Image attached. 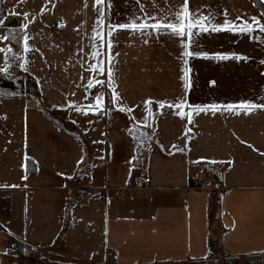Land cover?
Masks as SVG:
<instances>
[{
  "label": "crops",
  "instance_id": "1",
  "mask_svg": "<svg viewBox=\"0 0 264 264\" xmlns=\"http://www.w3.org/2000/svg\"><path fill=\"white\" fill-rule=\"evenodd\" d=\"M9 15L23 18L22 68L43 108L72 122L83 142L24 98L0 99L9 116L8 131L0 127V190L10 193L0 264L9 236L51 245L66 207L62 257L193 262L207 258L213 236L221 253L264 264V12L252 0H0V35ZM200 20L207 31L192 27L191 37L152 27L183 22L187 32ZM133 127L147 147L137 150ZM208 172L217 186L201 185ZM133 173L150 183L134 187ZM74 185L100 197L81 204Z\"/></svg>",
  "mask_w": 264,
  "mask_h": 264
},
{
  "label": "trees",
  "instance_id": "2",
  "mask_svg": "<svg viewBox=\"0 0 264 264\" xmlns=\"http://www.w3.org/2000/svg\"><path fill=\"white\" fill-rule=\"evenodd\" d=\"M255 5L264 12V0H252ZM2 28L5 31V63L10 69V74L6 75L0 71V99L3 98H24L27 107L37 109L45 118H47L51 123H53L60 131L63 133L83 142L82 136L74 127V124L70 121H63L57 115L47 112L40 101V94L37 82L33 76L25 72L22 68V60L24 53V24L23 18L20 15H9L4 19ZM130 139L135 144L137 150L145 148L149 144V140L146 134L133 127L129 133ZM33 162L28 161L26 163V172H31L33 169ZM137 175L133 173L132 178ZM80 174L74 176L71 180H78ZM70 180V181H71ZM216 193L211 192L209 196L208 205V219L209 224H213L216 213ZM10 210V193L6 190H0V214L7 215ZM70 223V209L65 208L63 223L61 230L55 239V241L45 247V249H52L53 246L59 244L65 237ZM9 240L13 244V250H8L4 256H13L24 264H33L32 262L36 260H42L44 264H54L41 257V251L32 248L30 245L15 240L13 237L9 236ZM209 255L207 258L200 261H193V264H239L243 260L248 263L252 261L253 264H262L261 256L253 255L246 257H234L227 254H221V257L217 256L216 252L219 250L217 247V240L213 236H209ZM220 251V250H219ZM14 254V255H13ZM41 258V259H40ZM109 264H115V255L110 252L107 256ZM214 260V261H213ZM19 261V262H20ZM18 261H14V264H20ZM190 263V262H188ZM159 264H170V263H159ZM245 264V263H244Z\"/></svg>",
  "mask_w": 264,
  "mask_h": 264
},
{
  "label": "rangeland",
  "instance_id": "3",
  "mask_svg": "<svg viewBox=\"0 0 264 264\" xmlns=\"http://www.w3.org/2000/svg\"><path fill=\"white\" fill-rule=\"evenodd\" d=\"M5 51H6L5 33L3 32L0 35V71L1 72L10 71L9 67L5 63ZM3 99H6V98H3ZM4 103L5 102H0V127L5 133V132L8 131V123L7 122L9 120V116H7L6 110L2 107V105H4ZM52 114L55 115V113H52ZM4 119H6V120L8 119L6 121V123L4 122V126L5 127H3V124H2ZM4 216H6V215H4ZM61 243H62V241L59 244H57L56 246H53L52 249H48L47 250L45 248H42V249H37V250H40V252L43 251V252H41V257L43 259H46L49 262L54 263V264H109V261L107 260L108 259L107 257H106L105 261L102 262V263H92V262L82 261V260L75 259V258H70L69 259V258H66V257L59 256L57 250L59 249V246H60ZM11 244H12V242H11ZM217 247H218V244H217ZM10 250H13V246H12V248ZM216 253H217L216 254L217 256L221 257L222 253L219 250ZM1 260H2L3 264H13L14 261H18V262L20 261V260H17L16 258H14L13 256H7V257L3 256ZM114 261H115V259H114ZM19 263L20 264H24L25 262H21L20 261ZM32 263L33 264H44V262H42V260H40V261L36 260V261H34ZM244 263L245 264H253L252 261H249L248 263H246L244 260L242 262H240L239 264H244ZM115 264H116V261H115ZM170 264H173V263H170ZM174 264H193V263L192 262H190V263L185 262V263H174Z\"/></svg>",
  "mask_w": 264,
  "mask_h": 264
},
{
  "label": "built area",
  "instance_id": "4",
  "mask_svg": "<svg viewBox=\"0 0 264 264\" xmlns=\"http://www.w3.org/2000/svg\"><path fill=\"white\" fill-rule=\"evenodd\" d=\"M201 185H204L207 188H212L213 186H217L219 183V178L213 176L211 173L208 172V174H205L202 179L200 180ZM150 183V180L147 178H143L142 175L134 176L131 179V185L134 187H145ZM208 185V186H206ZM70 192L75 193L77 196V201L81 204L92 202L98 197H100V190H94V189H83L81 187H78L76 185L70 187L68 189ZM117 196H120V193H117Z\"/></svg>",
  "mask_w": 264,
  "mask_h": 264
},
{
  "label": "snow or ice",
  "instance_id": "5",
  "mask_svg": "<svg viewBox=\"0 0 264 264\" xmlns=\"http://www.w3.org/2000/svg\"><path fill=\"white\" fill-rule=\"evenodd\" d=\"M101 2H102V0H97V3L98 4L101 3ZM185 14H187V9H185ZM204 19H206V18H204ZM119 27H127V26L121 25ZM140 27H143V26H140ZM152 27L154 29H157V30L160 29L161 27H167V28H169L171 30V32L174 35H177V36H180V37H184L185 35H187L188 37H191L194 34L191 31V28L192 27H199L201 30L207 31V28L204 26L203 20H200V21H198L195 24L190 21L188 23V25H187V28H188V31L187 32L185 31V25H184L183 22H181L180 25H174V24H168V25L156 24V25H153ZM131 28L133 30H138V28H137L136 25H132ZM224 28L238 29L241 32L246 31V30L247 31H250L251 30L250 28H248L247 25H245L244 27H239V26H235V25H230L227 22L225 23ZM213 30L215 31V30H219V29L214 28ZM261 31H264V28H262ZM183 55L184 56H192V55H194V53H192L190 51H185L183 53ZM221 58H224V57H221ZM89 87H91V85H89ZM101 100H102V98H101ZM98 104H99V101H98ZM170 107L182 108L183 107V104L171 105ZM241 107L248 108V107H254V106L253 105H247V106H241ZM213 110H215V109H213ZM229 110H231V108H229ZM197 111H202V109H197Z\"/></svg>",
  "mask_w": 264,
  "mask_h": 264
},
{
  "label": "water",
  "instance_id": "6",
  "mask_svg": "<svg viewBox=\"0 0 264 264\" xmlns=\"http://www.w3.org/2000/svg\"><path fill=\"white\" fill-rule=\"evenodd\" d=\"M14 264V263H13Z\"/></svg>",
  "mask_w": 264,
  "mask_h": 264
}]
</instances>
